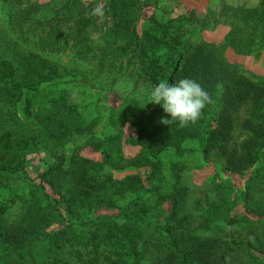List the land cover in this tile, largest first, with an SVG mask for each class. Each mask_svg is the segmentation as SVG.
<instances>
[{
	"label": "rangeland",
	"instance_id": "1",
	"mask_svg": "<svg viewBox=\"0 0 264 264\" xmlns=\"http://www.w3.org/2000/svg\"><path fill=\"white\" fill-rule=\"evenodd\" d=\"M83 1L107 12V26L120 19L114 6L138 17L149 56L164 65L178 44L166 43L162 27L177 25L180 45L218 44L229 28L227 7L260 0ZM7 5L0 0V136L12 134L20 165L10 168L17 166L0 144V205L8 207L0 214V264H80L92 239L104 255L108 238L126 254L122 264H264V88L246 95L232 83L243 101L225 109L230 90L217 82L208 133L175 135L135 69L93 78V64L71 52L36 50L10 32ZM226 56L248 74L264 73V52ZM221 113L232 125L219 133ZM15 233L19 243L9 238ZM101 259L121 264L114 254Z\"/></svg>",
	"mask_w": 264,
	"mask_h": 264
},
{
	"label": "trees",
	"instance_id": "2",
	"mask_svg": "<svg viewBox=\"0 0 264 264\" xmlns=\"http://www.w3.org/2000/svg\"><path fill=\"white\" fill-rule=\"evenodd\" d=\"M1 1L2 4L3 1L8 4L10 32L18 40L51 55L71 52L72 60L93 64L91 71L93 78L104 75L110 69H116L120 72L131 68L137 71L136 79H144L154 87L163 81L164 76L166 81L173 82L175 77L180 75L182 78L196 80L212 99L216 83L222 81L230 90L225 98V109L242 103L243 99L238 93L241 88H248L245 92L246 95L250 94L253 88H264V73L248 74L240 68V65L229 61L226 56L227 50H232L239 55H254L255 57H259L264 52V0H260L254 7H227L230 11V17L226 22L229 28L218 44L201 40L197 42L187 41L180 45L185 36L180 35L179 27L171 24L162 27L165 32L164 37L167 39L166 43L179 45V47L178 45L173 46L177 53L174 58L173 55L166 58L164 65H161L162 63L157 65L149 56L147 44L138 32V17H127L120 14L116 6L112 8V17L116 18L118 15L120 19L113 26H107L109 16L107 12L98 16L91 14V10L96 7L93 2L83 0ZM166 27L177 28L169 30ZM240 74L249 75L253 81L245 76L235 79V76ZM235 82L239 87L237 94L232 89V83ZM31 105V99L27 98L24 106L26 117L32 115ZM210 105L205 106L196 123H189L183 127L179 123H175L172 125V132L175 135L183 134V137L196 136L198 138L202 134L208 133L207 127L204 125ZM158 106L163 110L161 105ZM93 125L91 124L90 127ZM231 125L230 115L221 113L215 131L224 132V129L230 128ZM11 137L12 134L6 131L0 136V144L4 156L11 158L10 160H13V164L17 166L15 169L10 168L16 170L19 168L20 161L17 159L18 153H14ZM148 149L154 152L152 147H148ZM205 156H207V151ZM3 160L5 161V158ZM53 169L60 170L59 167H49L48 171ZM88 193L90 192L88 191ZM44 195L47 196V194ZM7 209V205H0V214ZM21 236V234L15 233L9 238L19 243ZM108 240L110 243L107 245V252L102 255L103 252L98 247L100 243L92 239V249L87 250L80 257V264H102L101 256L109 260L110 254L117 256L116 262L125 263L122 259L125 253L113 247L115 240L111 238ZM234 243L241 244V242L236 241ZM249 246L259 250L252 243H249ZM60 263L72 264L69 261H60L56 258L47 262V264Z\"/></svg>",
	"mask_w": 264,
	"mask_h": 264
},
{
	"label": "clouds",
	"instance_id": "3",
	"mask_svg": "<svg viewBox=\"0 0 264 264\" xmlns=\"http://www.w3.org/2000/svg\"><path fill=\"white\" fill-rule=\"evenodd\" d=\"M91 14L102 15V8L98 5L91 10ZM161 105L163 111L171 119L161 118L160 123L187 126L196 123L202 115L206 105L212 104L209 93L194 79L183 78L177 82L161 81L150 92V100Z\"/></svg>",
	"mask_w": 264,
	"mask_h": 264
}]
</instances>
